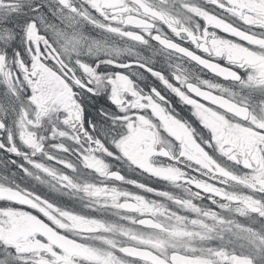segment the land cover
Here are the masks:
<instances>
[{
    "label": "snow or ice",
    "instance_id": "1",
    "mask_svg": "<svg viewBox=\"0 0 264 264\" xmlns=\"http://www.w3.org/2000/svg\"><path fill=\"white\" fill-rule=\"evenodd\" d=\"M0 264H264V0H0Z\"/></svg>",
    "mask_w": 264,
    "mask_h": 264
}]
</instances>
